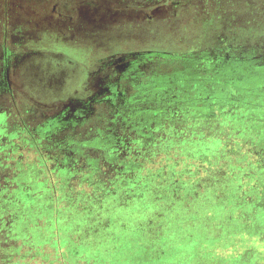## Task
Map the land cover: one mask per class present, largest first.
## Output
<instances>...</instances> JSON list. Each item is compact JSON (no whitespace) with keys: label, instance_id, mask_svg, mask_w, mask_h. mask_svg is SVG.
<instances>
[{"label":"rangeland","instance_id":"374dc122","mask_svg":"<svg viewBox=\"0 0 264 264\" xmlns=\"http://www.w3.org/2000/svg\"><path fill=\"white\" fill-rule=\"evenodd\" d=\"M98 1L0 0V264H264V0Z\"/></svg>","mask_w":264,"mask_h":264},{"label":"flooded vegetation","instance_id":"af4514ba","mask_svg":"<svg viewBox=\"0 0 264 264\" xmlns=\"http://www.w3.org/2000/svg\"><path fill=\"white\" fill-rule=\"evenodd\" d=\"M98 2L101 3V0ZM95 7H98V6H95ZM135 7H137V6L135 5ZM134 11H137V10H134ZM128 25L129 24H127V22H124V24H122V25H120L119 22H116V23L114 22V23H111L109 25L108 29H109L110 33L108 32L106 35H98L97 34V35L90 36V39H88L89 44L94 45V44L103 43V45H106V47H104V49H106L108 47L111 55L123 54L124 56L127 57V59L123 58V60L119 63H111L109 61L110 59H108V60H105V62L96 65V67H129V64L131 67H139L140 60L144 61L143 59H141L140 56H129L128 55L129 52H133L135 50H136L135 52H139L138 51L139 48L138 49H125V47H124L125 44H123V42L120 41L121 40L120 34L115 35L114 33H112L113 29L116 30V29H118L117 27H119V28L123 27V26L127 27ZM137 31H138V29L132 30V29L127 28L124 30V36L126 38L127 33H135ZM6 40H8V38ZM73 43L74 42H72V41H70V42L66 41L65 44H66V46H69L73 51L77 52V54L79 56V58H77V59H74V58L70 59L71 57H69V58L65 57L64 58L63 53L56 52L53 49H50L48 47L41 48V49H38V50L32 51V52L30 51V53H28L25 56L26 57L27 56L38 57L39 61L46 62V64H47L46 67H53V68L60 67L62 69L61 72L68 71L67 70L68 67L69 68L78 67L82 62H83L82 64H84V67H94L90 62H88V60H91L89 58L90 55L88 57L87 56L82 57L81 56L82 54L80 53L81 47H77V45L73 44ZM110 46H111V48H109ZM14 49L16 50V48H11V47H9V48L4 47L3 49H0V67H22L23 66V64L17 63V53L15 52ZM40 57H42V60ZM24 59L25 58L23 57L22 60H24Z\"/></svg>","mask_w":264,"mask_h":264},{"label":"crops","instance_id":"0c3cea01","mask_svg":"<svg viewBox=\"0 0 264 264\" xmlns=\"http://www.w3.org/2000/svg\"><path fill=\"white\" fill-rule=\"evenodd\" d=\"M136 51V50H135ZM135 51H133V52H129L128 53V55L129 56H140V57H142V59L144 60V57H146L147 56V54L149 53V51L147 50V49H142V48H139V52H135ZM75 54H77V52L75 53ZM154 54H156V53H154ZM78 55V54H77ZM155 56V55H154Z\"/></svg>","mask_w":264,"mask_h":264}]
</instances>
